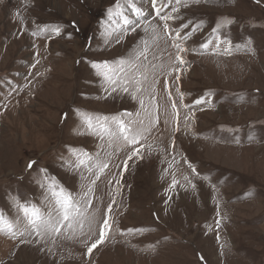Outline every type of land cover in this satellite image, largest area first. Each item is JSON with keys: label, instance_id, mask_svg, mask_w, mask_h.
Instances as JSON below:
<instances>
[{"label": "rangeland", "instance_id": "1", "mask_svg": "<svg viewBox=\"0 0 264 264\" xmlns=\"http://www.w3.org/2000/svg\"><path fill=\"white\" fill-rule=\"evenodd\" d=\"M116 2L0 0V209L19 218L0 264H264V0H172L161 15L176 6L177 19L126 32ZM129 58L141 90L108 95L91 62ZM76 109L146 131L135 146L101 138ZM46 176L80 202L83 227L21 236L18 203L55 207Z\"/></svg>", "mask_w": 264, "mask_h": 264}, {"label": "snow or ice", "instance_id": "2", "mask_svg": "<svg viewBox=\"0 0 264 264\" xmlns=\"http://www.w3.org/2000/svg\"><path fill=\"white\" fill-rule=\"evenodd\" d=\"M159 2V7L157 6ZM172 4V0H117L115 5V10L108 9V16L110 19L118 17L117 23L121 24L120 31L126 32L128 30L136 31L141 27L142 24L146 23L148 18L153 16H158L161 20L167 22L169 20H175L178 17L173 16L171 13H179V8L176 6L171 7V12L161 15L165 8L169 7ZM176 5H181L182 0H175ZM183 6H187L184 4ZM165 29L169 28L167 23L164 24ZM189 27L188 23H182L178 28L171 29L175 34V42L173 46L177 50L176 60L179 64L183 65L185 61L183 60L181 53L185 52L186 49L181 46V41L189 39L192 35V32H185L184 35H181L182 30ZM199 25H193V31L199 29ZM56 35L60 34L59 26H56L52 29ZM34 35L36 33H33ZM209 42H205L202 47L207 48ZM146 51V49H145ZM141 56L144 55V52L140 53ZM116 63V67L112 66V62L109 61H99L91 62V68L95 70L96 75L102 77L107 87L105 92L108 95H111L113 92H116L118 89L127 93L131 85H137L136 91H140L139 87L142 83L141 80L136 79V75L139 74V68L133 63L132 58L128 60L121 59ZM128 65L135 71L132 76H129L128 72L125 70V66ZM34 66V65H33ZM179 69H177L178 71ZM146 79V77H145ZM204 103L203 98L196 99L193 104L200 105ZM143 104V101H141ZM76 114L86 125L88 130H93L98 126L100 132L103 136H107L109 140H123L126 145L135 146L139 143L140 139L143 138L144 132L146 129L136 127V121H125L123 116L130 114H121L118 116L109 117H99L95 114H89L82 112L79 109H76ZM93 121L96 122V125L93 124ZM142 146V145H141ZM139 150L133 147L130 150V155L128 159H132L133 156L138 155ZM86 156L87 154H83ZM88 159H91L88 157ZM34 163V162H33ZM85 165V159L78 157V163L75 164V168H79ZM32 167V163L29 164V168ZM107 167V164H104L100 167L102 172L104 168ZM127 167V161H125V168ZM191 167V165H190ZM91 171V168H89ZM195 172V169H192ZM99 179V176L96 177ZM48 180V190L49 196L46 197V200L51 198L54 200L55 207L47 208L45 211H42L40 207L30 203H18L17 209L23 214V217L27 219L28 227L24 228L23 231H20V235L23 236L25 232H28L29 235H35L37 238H43L46 235H49L53 232L59 233L62 227H72L74 223L79 224L80 227H83V217L84 213L81 208L80 202L74 198L71 193H66L65 190L58 186L54 180L45 177ZM94 184L95 181H92ZM111 183V181H110ZM119 184V181L116 182ZM176 181H173L175 184ZM92 189L89 188L87 192H84L80 197V201L86 200L88 193ZM90 203V201H88ZM12 220L8 219L6 214L2 209H0V232L4 231H13L14 229L19 230L17 224ZM93 218H88V223L91 225L93 223ZM111 225L109 224L108 219L102 221V226L99 230V239L97 242L91 244L87 248L88 253H91L94 248L97 247V243L103 242L105 239V229L110 230ZM129 231H135L134 229H129Z\"/></svg>", "mask_w": 264, "mask_h": 264}]
</instances>
